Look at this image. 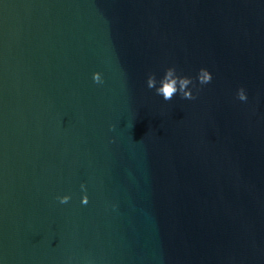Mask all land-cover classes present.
Wrapping results in <instances>:
<instances>
[{"label":"water","instance_id":"water-1","mask_svg":"<svg viewBox=\"0 0 264 264\" xmlns=\"http://www.w3.org/2000/svg\"><path fill=\"white\" fill-rule=\"evenodd\" d=\"M0 264H264V0H0Z\"/></svg>","mask_w":264,"mask_h":264},{"label":"clouds","instance_id":"clouds-1","mask_svg":"<svg viewBox=\"0 0 264 264\" xmlns=\"http://www.w3.org/2000/svg\"><path fill=\"white\" fill-rule=\"evenodd\" d=\"M211 74L205 69H199L196 81L202 86L211 82ZM92 80L96 84H103V77L99 72L92 73ZM146 84L149 89H155V93L162 96L164 101H171L174 96L178 93L182 99H195L192 90L189 85L195 87L193 83V78L189 76L179 75L175 66H169L164 69L163 76L157 81L156 75L154 73H149L146 79ZM157 84L159 86H157ZM236 97L240 101H246L247 95L244 88L237 89ZM82 193L81 203L86 205L88 203V197L86 195V188L84 184L80 185ZM71 199L70 195L58 196L57 200L61 204H66Z\"/></svg>","mask_w":264,"mask_h":264}]
</instances>
